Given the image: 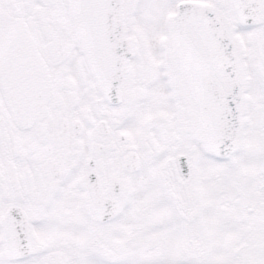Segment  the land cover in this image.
I'll return each instance as SVG.
<instances>
[{
    "label": "snow or ice",
    "instance_id": "1",
    "mask_svg": "<svg viewBox=\"0 0 264 264\" xmlns=\"http://www.w3.org/2000/svg\"><path fill=\"white\" fill-rule=\"evenodd\" d=\"M0 264H264V0H0Z\"/></svg>",
    "mask_w": 264,
    "mask_h": 264
}]
</instances>
